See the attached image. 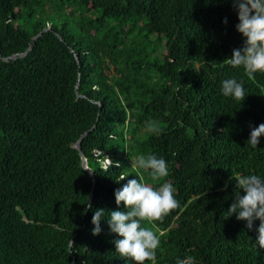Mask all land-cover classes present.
<instances>
[{
	"label": "trees",
	"instance_id": "1",
	"mask_svg": "<svg viewBox=\"0 0 264 264\" xmlns=\"http://www.w3.org/2000/svg\"><path fill=\"white\" fill-rule=\"evenodd\" d=\"M238 23L232 0H0V264H135L108 219L136 176L176 189L178 207L142 222L158 264H264L260 221L226 213L233 177L264 175V138L247 144L264 124V73L231 66ZM227 78L245 101L222 94ZM141 154L168 175L133 167Z\"/></svg>",
	"mask_w": 264,
	"mask_h": 264
},
{
	"label": "clouds",
	"instance_id": "2",
	"mask_svg": "<svg viewBox=\"0 0 264 264\" xmlns=\"http://www.w3.org/2000/svg\"><path fill=\"white\" fill-rule=\"evenodd\" d=\"M232 5L238 13L236 28L245 42L242 48L233 50L231 66L243 67L247 76L255 79L257 73H264V0H232ZM225 23H228L227 19ZM221 92L238 101H245L248 96L244 82L236 78L224 79ZM150 130L155 131L154 128ZM261 138H264V124L252 128L247 144L256 149ZM132 166L149 171L153 179L168 175L167 161L155 154L138 155L132 161ZM125 178L122 176L121 180ZM233 179L236 181L235 202L226 212L228 218L235 214L238 220L247 222L248 229H253L255 222L260 221L255 244L264 249V175L242 174ZM115 199L117 205L123 203L127 209L111 211L108 219L111 231L120 237L115 240L116 252L135 264H158L160 237L155 231L144 227L142 222L159 220L178 207L174 185L166 181L154 188L143 182L142 177L136 176L115 191ZM104 213L103 209L94 213V235L102 231ZM177 264L196 262L194 257L188 256L177 258Z\"/></svg>",
	"mask_w": 264,
	"mask_h": 264
},
{
	"label": "rangeland",
	"instance_id": "3",
	"mask_svg": "<svg viewBox=\"0 0 264 264\" xmlns=\"http://www.w3.org/2000/svg\"><path fill=\"white\" fill-rule=\"evenodd\" d=\"M84 13H86V14H88V16H90V13L85 12V11H84ZM38 14L43 16V17H46L47 15H49L47 11L45 13L41 11ZM88 16H86V17H88ZM73 25H74V23L72 21H70V26H73Z\"/></svg>",
	"mask_w": 264,
	"mask_h": 264
},
{
	"label": "water",
	"instance_id": "4",
	"mask_svg": "<svg viewBox=\"0 0 264 264\" xmlns=\"http://www.w3.org/2000/svg\"><path fill=\"white\" fill-rule=\"evenodd\" d=\"M28 51V50H27ZM26 51V52H27ZM86 134V133H85ZM84 134V135H85ZM83 135V136H84ZM77 147L79 148V149H81V146H80V140L77 142ZM82 153V152H81ZM82 158H83V164L85 165V167L88 169V166H87V161H86V158H85V156L84 155H82Z\"/></svg>",
	"mask_w": 264,
	"mask_h": 264
}]
</instances>
